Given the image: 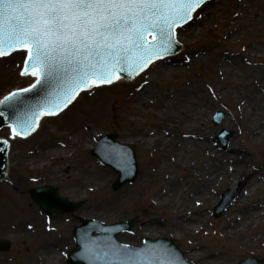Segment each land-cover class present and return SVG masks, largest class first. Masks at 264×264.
I'll return each mask as SVG.
<instances>
[{"label":"rangeland","instance_id":"obj_1","mask_svg":"<svg viewBox=\"0 0 264 264\" xmlns=\"http://www.w3.org/2000/svg\"><path fill=\"white\" fill-rule=\"evenodd\" d=\"M234 1H212V4L208 7L197 9V13L211 11L205 15L200 13V18L198 14V22L206 21L207 24H211L212 21L211 19L209 20V16H212L216 21H220L226 18V16L230 18L229 9ZM196 24L194 22V24H190V27L186 28L193 31ZM223 29L220 26L209 27L197 40H194V42L190 41V44L186 45L185 49L178 53L177 58L185 60V56H189L191 58H198V60H195L194 64L189 66L186 65L187 62H184L185 64L177 63L180 66L186 67L184 73L174 77L168 83L157 85V88L154 90L173 89L176 84L183 81H186L183 82L185 87L192 88L193 85L190 84L189 78H194L197 82V87H194V91L186 93L184 96L188 99L199 100L203 95L207 96L211 106L206 110L211 114L213 112L212 118L208 122L209 126L205 129L210 134L208 137L210 144L216 151H220L223 148L220 142L216 140L219 130L225 128V130L231 131L232 134L227 141V147L223 151L240 155L242 160L246 159L248 162L247 173L251 172L249 178L251 179L255 175H259L258 180L264 186V140L256 147L247 140L248 136H246L243 121L238 123L239 117L235 116L237 108L232 97L233 88L229 87L230 79L222 81L217 76L220 65L214 62L215 57L217 58L219 54H222L224 57L238 59L246 69L249 67L248 65H252L251 63H254V67L258 65V68H264V28L258 31L257 34L252 33L249 36L246 35L240 38L238 37L239 35L233 34V31L230 36H227ZM193 52H197L196 56L192 55ZM222 59L224 58L222 57ZM146 75L147 73L144 72L131 83L119 82L113 86L94 89L91 93H82L64 113L57 117H46L38 131L27 139H13L7 127L0 129V137L3 136L11 142L9 174L4 180L0 181V238L8 239L11 242V246L8 251H0V264H67L65 257L74 244L73 227L79 224L80 218H93L104 223H115L121 220L132 219L133 227L131 233L118 234L117 239L133 245H140L144 238L167 237L178 245L183 256L190 249H195V251H202L208 256L217 257L220 260H228L230 264H236L238 261L247 258H256L261 264H264V245L261 241L254 238L241 244V240H238L236 236L232 238L220 236L222 227L230 223L223 216L225 212H230V205L218 217H214L212 212L213 207L220 200L221 193L229 188L227 184H223L215 190L216 203L202 204L194 210V213L196 211L198 215H200L202 210L204 211L202 213L204 216H201V218L207 220L204 223V227L211 234L201 233L194 236L183 234L181 229L172 226L173 220H177L174 211L167 210L165 207L157 205L154 201L155 197L153 193L160 185V179L157 178L153 171L158 166L160 167L163 161H166L163 155L171 152V147L175 146L177 135L161 132L165 138H170V140L165 145L166 147L158 149L155 147L144 148L140 144L141 142L131 141L134 140L131 134L136 133L138 125L129 123V119H135L137 122H144L146 120V124H152L149 127L153 130L159 128L156 125L157 123L161 124L160 119L145 118V116L128 112L126 109L127 104H125V99L127 95L144 86ZM211 81H215L217 85L222 84L219 88L221 89L220 92L225 89L228 92V96L220 99L218 95L221 93H212ZM101 96L110 97L108 109L106 110V121L93 134L88 135L85 145L83 142V145L78 150L77 159H69L67 164L74 166L76 165L75 160L80 161L84 157L88 159L86 163L95 164V174L93 175L96 177L101 176V181L104 180L106 182L100 191L83 193L81 197L73 196L71 192L75 191L78 184H73L66 176L51 175V177L45 169H35L27 161L28 159H34L38 162L40 158L39 152L45 151V148L50 149L48 141L57 139L56 132L60 130V127L69 126L75 121L77 122L85 104L88 101L97 100ZM218 110H221L225 116L230 118L229 125L222 123L215 125L213 123V116ZM147 116H151V114ZM107 133L114 134L116 140L123 141L125 145L131 146L137 156V177L133 182L125 183L116 190L113 188L116 173L110 168L103 166L91 154V150L99 138ZM178 138L184 140L185 137L181 135ZM230 150L233 151L229 152ZM32 152L35 154H30ZM42 162L48 166L50 165V167H54L56 163L52 159L42 160ZM73 169L71 172L72 177L79 172L81 175L80 179L84 178V174L81 173L78 166H74ZM182 170V172L177 170L178 172L175 175L178 181H182L186 177L182 175L185 173L186 168H182ZM39 185L55 186L61 196L66 197L70 201L79 202V207L72 213H64L56 218H47L44 212L29 197V190ZM230 190H235V187ZM120 192L124 195L123 202L117 203L118 200H113L112 198V201L107 199L108 203L106 201V204H104L106 206L93 207V204L97 202L101 203L102 199H106L108 195H117ZM154 217L161 223L158 233H154L152 236L142 235L141 229L143 224H145L144 221ZM253 230L254 226L251 227L249 232ZM177 234L180 237H177ZM191 242H193V246H190ZM184 258L186 257L184 256ZM186 259L193 264L200 262L196 259L190 260L189 257Z\"/></svg>","mask_w":264,"mask_h":264},{"label":"bare ground","instance_id":"obj_2","mask_svg":"<svg viewBox=\"0 0 264 264\" xmlns=\"http://www.w3.org/2000/svg\"><path fill=\"white\" fill-rule=\"evenodd\" d=\"M229 10L231 19L226 16V18L216 21L212 16H209V20L211 19L212 21L211 24H207L206 21H199V23L197 20L198 14L200 18V13L205 15L211 11H206V13L196 12L194 14V22L197 24L193 31L192 29L188 30L186 27L176 30L175 36L181 42V51L185 49L186 45L190 44V41L194 42V40H197L209 27H223L227 36L234 32L233 34L239 35V38L246 35L249 36L252 33L257 34L258 31L264 28V0H235ZM196 53L193 52L192 55L196 56ZM173 56L178 57V53ZM195 60L197 61L198 58L185 56V60L181 61L187 62L186 65L189 66L194 64ZM214 62L220 65L217 76L222 81L230 79L229 87L233 88L232 97L237 108L235 116L239 117L237 122L243 121L246 136H248L247 140L256 147L264 140V68H258V65L254 67V63H251L252 65H248L249 67L246 69L238 59L224 57L222 54H219L217 58L215 57ZM185 69L186 67L177 63L167 64L166 61L157 60L143 71L147 73L145 76L147 83L129 93L125 99L128 112L145 116V118L160 119L161 121V124H156L159 128L153 130L149 127L152 124H146V120L137 122L135 119H129V123L138 125L136 133L131 134V137H134V140L131 141L141 142L140 144L144 148L155 147L158 149L166 147L165 145L170 140V138H165L164 134L177 135L175 146L171 147V152L163 155L166 161H163L161 166H158L153 171L157 178L160 179V185L153 193L154 201L157 205L174 211L177 220H173L172 226L181 229L183 234L190 236L201 233L208 234L210 232L204 227V223L207 220L201 218V216H204L202 214L204 211L202 210L200 215H198L196 211V214L194 213V210L202 204L216 203L217 198H215L214 193L219 186L227 184L229 186L228 191L235 187V190H232L233 195H228L233 197L231 199L230 212L223 214L230 223L222 227L220 236L229 238L236 236L238 240H241V244L255 238L264 245V186L258 180L260 176L254 174L255 176L250 179L251 172L247 173L248 162L246 159L242 160L240 155L224 152V147L220 151H216L210 144V139L208 138L210 134L205 129L209 126L208 122L212 118L213 112L211 114L206 110L211 106L207 96L203 95L200 100L188 99L184 96L186 93L194 91V87H197L196 80L189 78L190 84L193 85L192 88L185 87L183 82L186 81H183L176 84L173 89L154 90L157 85L168 83L174 77L182 75ZM122 81L126 82L127 80H120L116 83ZM211 86L212 93H221L218 95L220 99L228 96V92L225 89L220 92L221 89L219 88L222 84L217 85L215 81H211ZM82 93L84 92H81L80 95ZM109 101L110 97L108 96H101L97 100L88 101L82 112H80L77 122L75 121L69 126H61L60 130L56 132L57 139L48 141L50 149L45 148V151L39 152L40 158L38 162L34 159H28V164L35 169H45L50 176H66L70 182L75 183V185L78 184L75 191L71 192L73 196L81 197L83 193H93L102 190L106 181H101V176L96 177L93 175L95 174L94 163H86L88 159L84 157L80 161L75 160L76 165L74 166H78L81 173L84 174L82 179H80L81 175L79 172L72 177L71 172L74 166H70L67 163L69 159H77L78 150L83 145V142L85 145L88 135L93 134L95 130L104 124ZM72 103L60 114H57L56 117L64 113ZM218 111L223 117L220 120H216L215 116H213V123L215 125L220 123L229 125L230 118L225 116L221 110ZM149 114L151 116H147ZM45 118L42 117V119L38 120V123L41 125ZM161 132H164V134ZM220 132L221 138H225L227 142L230 136L225 131V128H221ZM110 135H113L114 144L116 143L114 148L115 158H112L113 162L111 163L105 164L102 162V165L115 172L116 177L118 176L117 173L134 174L132 180H135L138 174L135 151L132 150L131 146L125 145L123 141L116 140V136L111 133L103 134L99 141L103 136L107 138ZM179 135L184 136V140L178 138L180 137ZM8 143L11 144L10 140ZM97 145L96 143L93 148L95 149ZM224 145L227 147V143H224ZM100 146L97 147V150H100ZM128 147L132 151L130 155ZM103 149L108 151L106 146ZM92 150L91 154L94 156ZM232 151L230 150L229 152ZM30 154L35 153L32 152ZM46 159L56 161L54 167L42 162V160ZM131 163L133 164L132 168ZM117 165L121 166L118 169L119 172L116 169ZM182 168H186L185 173L182 174L186 177L182 181H178L175 175L178 171L182 172ZM8 174L9 167L4 177H7ZM1 180H4V178ZM47 186L53 187V185ZM55 191L60 195L59 190ZM119 196L120 198H118ZM123 196L122 192L117 195H108L106 199H102L101 203L93 204V207L98 208V206L106 204L107 199L112 201V198L113 200H118L117 203H121L124 200ZM221 213L222 211L219 214ZM144 222L145 224H143L141 229L142 235L152 236L154 233H158L161 223L156 217ZM79 223H82V219L79 220ZM252 226H254V230L249 232ZM177 237H180V235L177 234ZM0 245L5 249L7 248L5 243ZM174 245L177 247L175 242ZM190 246H193V242H191ZM184 256L186 258L189 257L190 260H199L200 262L197 264H230L228 260H220L217 257L208 256L202 251H195V249H190Z\"/></svg>","mask_w":264,"mask_h":264},{"label":"snow or ice","instance_id":"obj_3","mask_svg":"<svg viewBox=\"0 0 264 264\" xmlns=\"http://www.w3.org/2000/svg\"><path fill=\"white\" fill-rule=\"evenodd\" d=\"M207 0H0V58L23 54L28 87L9 92L0 106L12 138H26L41 115H57L81 92L133 78L179 44L177 28ZM151 36V39L148 37ZM147 83V81H145ZM49 89L39 102L26 93ZM6 112L0 111V117ZM5 146L8 144L4 140ZM5 149H0L3 151ZM127 246L96 251L89 264H177L153 253L142 260ZM86 251H88L86 249Z\"/></svg>","mask_w":264,"mask_h":264},{"label":"water","instance_id":"obj_4","mask_svg":"<svg viewBox=\"0 0 264 264\" xmlns=\"http://www.w3.org/2000/svg\"><path fill=\"white\" fill-rule=\"evenodd\" d=\"M211 0L207 2L202 7H208L212 4ZM194 16V14H193ZM190 24H194V19L189 21L183 27H190ZM176 37V36H175ZM148 38L151 39V36ZM177 39V37H176ZM179 42L180 40L177 39ZM181 43V42H180ZM182 46V45H181ZM182 47L180 48L181 52ZM179 53V52H178ZM161 61H166L169 63H184L177 58V56H167ZM23 62V54L20 52L13 53L11 56L0 58V98L10 92L15 88H25L28 84L34 81L33 78H22L19 75V69L21 68ZM48 90V89H47ZM43 90L36 89L34 92L26 93L25 98L32 102L37 103L41 101L48 92H43ZM45 95V96H44ZM0 111H5L6 116L0 117V124L6 121H10L7 116L11 112L10 109H5L4 106L0 107ZM61 113V112H60ZM59 113V114H60ZM1 138H4L3 136ZM2 142V140H0ZM101 145V146H100ZM100 146V150H97V147ZM107 147L108 151L103 149ZM115 146L113 141V136L110 135L107 138L102 137L95 149L92 150V153L96 155L103 163L113 162L112 158H115ZM0 149H5L0 151V179L3 178L2 172L5 169L6 163V149L3 143H0ZM131 152H129V155ZM133 164L131 163V168ZM121 166L117 165L116 169H120ZM6 173V171H4ZM119 172V171H118ZM118 178L115 183V187H119L126 181H131L134 174L119 173ZM56 189L52 186H41L31 190V197L43 208L47 213L53 215L59 214L60 212L70 211L75 209L78 206L76 202H70L66 198H63L58 195ZM56 192V193H55ZM233 197H225L223 195L222 202L220 206L215 208V214H219L222 209H224L230 202ZM131 221H121L111 225H107L101 222H96L94 220L82 219V224L74 228L75 242L76 247L72 249L69 254L68 262L70 264H89L91 256L96 251H104L106 248L112 249L119 246L121 249H124L123 245H120L115 235L121 231L130 230ZM97 233L96 235H92ZM3 248V247H2ZM86 249L88 251H86ZM128 255L132 256L134 259L142 260L143 258L152 255L153 253L160 256V258L172 259L177 262V264H191L184 260L180 250L174 245V243L168 239H156L154 241L146 240L143 246L140 247H129L127 246ZM237 264H260L256 259H246L241 260Z\"/></svg>","mask_w":264,"mask_h":264}]
</instances>
